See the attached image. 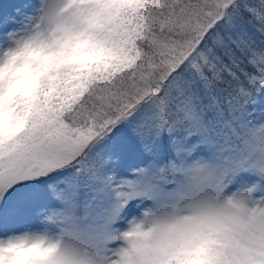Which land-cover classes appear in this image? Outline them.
I'll use <instances>...</instances> for the list:
<instances>
[{"label":"snow or ice","instance_id":"1","mask_svg":"<svg viewBox=\"0 0 264 264\" xmlns=\"http://www.w3.org/2000/svg\"><path fill=\"white\" fill-rule=\"evenodd\" d=\"M0 264H264V0H0Z\"/></svg>","mask_w":264,"mask_h":264}]
</instances>
